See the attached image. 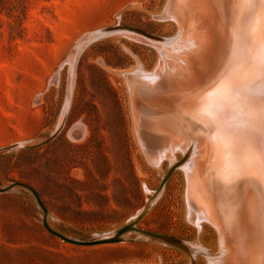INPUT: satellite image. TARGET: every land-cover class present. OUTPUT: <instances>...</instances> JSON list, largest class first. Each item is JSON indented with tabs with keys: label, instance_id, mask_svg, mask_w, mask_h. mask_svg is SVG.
<instances>
[{
	"label": "rangeland",
	"instance_id": "obj_1",
	"mask_svg": "<svg viewBox=\"0 0 264 264\" xmlns=\"http://www.w3.org/2000/svg\"><path fill=\"white\" fill-rule=\"evenodd\" d=\"M169 1L0 0V264H191L184 248L155 238L84 245L58 236L119 230L160 184L137 226L199 249L195 264L220 255L214 226L189 219L186 157L152 162L140 141L124 73L153 71L157 43L125 31L75 50L117 24L168 42L178 35L163 17Z\"/></svg>",
	"mask_w": 264,
	"mask_h": 264
},
{
	"label": "bare ground",
	"instance_id": "obj_2",
	"mask_svg": "<svg viewBox=\"0 0 264 264\" xmlns=\"http://www.w3.org/2000/svg\"><path fill=\"white\" fill-rule=\"evenodd\" d=\"M163 17L178 25L168 42L126 31L159 52L153 71L127 72L136 127L152 162L186 157L189 219L214 226L224 253L208 264H264V151L252 127L262 98L251 94L264 86V0H170ZM182 248L195 264L199 249Z\"/></svg>",
	"mask_w": 264,
	"mask_h": 264
},
{
	"label": "water",
	"instance_id": "obj_3",
	"mask_svg": "<svg viewBox=\"0 0 264 264\" xmlns=\"http://www.w3.org/2000/svg\"><path fill=\"white\" fill-rule=\"evenodd\" d=\"M125 31L137 32V33H140V34L148 36V37L154 36L151 33H148L147 31H144V30L139 29L137 27L122 26L120 24H117L114 26L102 27V28H99V29L91 32L86 37H84L78 41V43L76 44L75 50L77 51V54H78L79 50H81L84 46H86L87 44H89V43H91L97 39H100L102 37H105V36H108V35H111V34H114L117 32H125ZM76 59H77V56H76ZM73 66H75V61H74ZM70 71H72V69L68 70V76L71 78ZM127 74H128L127 72L124 73L125 76H127ZM61 127H62V125L59 126V124H58V126L55 128V130L48 136L47 140H50L53 137H55L56 134L60 131ZM138 133L140 136V141L143 142L141 139V131H139V129H138ZM18 144H20V143H18ZM13 146H15V145H11L9 147L11 148ZM144 150L146 151L145 148H144ZM162 188L163 187H161V184H160L158 186V188L151 193V196L146 199L143 206L131 217V219L127 222V224L125 226H123L122 228H120L119 230L114 231L112 233H108L105 235H95V236H92L86 240H70L64 236L56 234L47 226L46 211H45L43 222H44V225L46 226V228L51 233L60 236L62 239L66 240V241H72V242H75L78 244L95 245V244L113 243V242H117V241H121V240L133 239L135 237H145V238L159 239V240L168 242L170 244H173L177 247L182 248L183 245L186 243L185 241L177 239L174 236L167 234V233L150 231V230L139 228L137 226V223L144 216V214L149 209V207L153 204V202L157 198V196L160 193V191L162 190ZM4 190H6V189H2V188L0 189V191H4ZM129 232H134V233H132L133 236L128 235Z\"/></svg>",
	"mask_w": 264,
	"mask_h": 264
},
{
	"label": "snow or ice",
	"instance_id": "obj_4",
	"mask_svg": "<svg viewBox=\"0 0 264 264\" xmlns=\"http://www.w3.org/2000/svg\"><path fill=\"white\" fill-rule=\"evenodd\" d=\"M261 77L264 78V65L261 67ZM251 94L262 98L258 112L252 117V127L260 134V146L261 150L264 151V86H261L259 89H253ZM208 114L211 115V112H208ZM220 255H224L223 251H221Z\"/></svg>",
	"mask_w": 264,
	"mask_h": 264
}]
</instances>
